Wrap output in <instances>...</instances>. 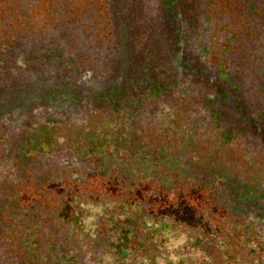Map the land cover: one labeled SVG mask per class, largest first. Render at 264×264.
<instances>
[{
	"label": "trees",
	"instance_id": "trees-1",
	"mask_svg": "<svg viewBox=\"0 0 264 264\" xmlns=\"http://www.w3.org/2000/svg\"><path fill=\"white\" fill-rule=\"evenodd\" d=\"M106 10L0 44V264H264V0Z\"/></svg>",
	"mask_w": 264,
	"mask_h": 264
},
{
	"label": "rangeland",
	"instance_id": "rangeland-1",
	"mask_svg": "<svg viewBox=\"0 0 264 264\" xmlns=\"http://www.w3.org/2000/svg\"><path fill=\"white\" fill-rule=\"evenodd\" d=\"M106 12V0H0V44L11 45L21 36L41 34L49 26L56 27L59 24H70L79 20L82 22L87 19L93 26L98 27L99 38L108 39L111 37V31L109 25L105 24L108 23ZM172 217L180 220L178 226L183 225L182 221L186 219L176 211L172 212ZM176 221L173 219L174 223ZM193 223L195 224V220ZM170 225L171 222L167 220L164 223L159 222L156 225L157 233L159 238L167 241L165 250L176 253L169 264H178L176 261L180 255V259L184 260L192 251L196 236L183 234L180 230L172 235L169 232ZM181 239H185L186 244L178 247Z\"/></svg>",
	"mask_w": 264,
	"mask_h": 264
},
{
	"label": "flooded vegetation",
	"instance_id": "flooded-vegetation-1",
	"mask_svg": "<svg viewBox=\"0 0 264 264\" xmlns=\"http://www.w3.org/2000/svg\"><path fill=\"white\" fill-rule=\"evenodd\" d=\"M185 25L190 28L189 31L192 32V35H198L199 30L193 27V21H188Z\"/></svg>",
	"mask_w": 264,
	"mask_h": 264
}]
</instances>
